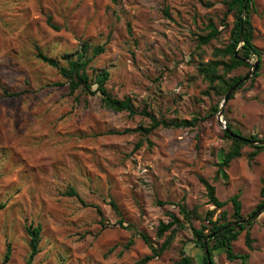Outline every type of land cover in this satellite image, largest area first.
Masks as SVG:
<instances>
[{"label": "rangeland", "instance_id": "rangeland-1", "mask_svg": "<svg viewBox=\"0 0 264 264\" xmlns=\"http://www.w3.org/2000/svg\"><path fill=\"white\" fill-rule=\"evenodd\" d=\"M225 1L0 0V95L26 90L0 99V264H25L30 224L41 225L33 264H132L150 253L139 232L161 244L171 229L158 237L157 226L170 214L185 227H175L168 247L145 264H173L182 252L200 264L202 251L192 228L206 223L213 205L199 177L214 186L220 200L240 191L244 218L255 210L262 199L264 149L249 160L255 144L243 145L225 168L227 177H216L217 162L231 145L218 112H212L225 94H217L198 72L199 63L215 58L213 49L228 42L233 16ZM253 7L259 68L223 105L221 119L243 136L264 139V0H253ZM47 16L58 30L48 25ZM209 21L220 33L198 47L197 36L207 32ZM83 41L104 44L86 73L92 77L95 69L108 70L106 87L113 96L129 98L139 112L156 118L194 124L142 134L134 128L148 126V116L111 110L98 93H70L58 70L36 57L38 47L65 64L64 56L74 57ZM248 60L253 63L257 56ZM250 69L251 64L239 66L225 78L242 77ZM68 187L101 214L65 195ZM180 203L191 212L189 222ZM222 209L228 216L232 212L230 203ZM250 233L252 250L243 230L233 251L248 254L246 264H264V211ZM129 239L133 242L125 247ZM7 244L11 253L3 262ZM213 259L239 264L221 250L213 251Z\"/></svg>", "mask_w": 264, "mask_h": 264}, {"label": "trees", "instance_id": "trees-1", "mask_svg": "<svg viewBox=\"0 0 264 264\" xmlns=\"http://www.w3.org/2000/svg\"><path fill=\"white\" fill-rule=\"evenodd\" d=\"M226 13H231L233 16V25L229 31L228 42L223 47H215L213 49V55L215 58L208 60L207 62L199 63L198 72L206 79L209 83V86L217 94H225L227 90L241 77H231L225 78V74L236 69L239 66H249L248 63L235 58V53L244 59H249L253 55L257 56L258 63L261 58V51L253 43V26L251 22V12L254 10L253 0H226ZM46 21L48 25L58 30L59 27L51 23V17L47 16ZM207 32L205 34H199L197 36V46L208 44L211 40L217 38L220 33V30L215 27L212 21H209L206 25ZM105 50L104 44L90 45L88 42L83 41L80 45V49L76 52L74 57L64 56L65 64L61 63L59 59L48 56L43 53L40 48L36 47V57L42 62L46 63L49 66L55 67L61 76L65 79V82L68 85L69 92L74 93L77 89H81L82 92L86 94H95L98 93L101 97L103 105L114 111H125L129 116L141 113L145 116H148L150 123L148 126L139 125L134 128L135 131H139L142 134H147L152 130L162 126V127H186L194 124L192 120H167L164 118H156L154 115L149 113L146 110L138 109L132 104L129 98L119 99L113 96L106 87V81L109 78V71L106 69H95V74L92 77L86 73V66L93 60L94 57L103 53ZM219 70L222 73H219ZM257 75V72L254 73V76ZM93 85L95 87L93 88ZM242 86V85H241ZM240 86V87H241ZM239 87V88H240ZM26 90L19 91H6L0 95V99L3 97H16L23 93ZM232 97V96H231ZM219 111L218 105H215L212 108L213 113ZM226 127L232 130L236 134H240L238 129H234L232 124L226 121ZM224 136L231 140V145L226 153L222 155L220 160L217 162L216 177L221 176L226 178L225 168L229 165L230 161L234 158L240 156L241 147L245 144H248L243 141H239L236 138L230 137L226 134L224 130ZM250 138L253 140H259L256 135H250ZM145 142L147 146H151V141L146 138ZM143 144V140H140L135 143L134 149L139 148ZM264 149V145H255L253 150L248 154L249 160H252L260 151ZM200 182L203 184L206 190V196L208 198V203L213 205V208L208 210L205 215L206 223L200 225L199 228H192V235L194 242L197 246L200 247L202 251V257L200 258V264H208V260L205 256L203 241L205 238H208V251L210 254V260L212 264H216L213 259V251L221 250L225 254V258L228 261H238L239 264H246L248 254L246 253H235L233 251L232 243L238 238V235L245 230L244 234V243L246 247L250 250L253 248V238L250 233V226L253 223L251 221L247 223L238 222L244 218L241 214V201H240V191H237L228 200H220L215 195L214 186L209 183L203 177H199ZM67 196H74L80 200L84 205L94 206L97 208L99 214L101 210L98 206L85 203L83 199L80 198L77 191L73 187H68L64 192ZM261 201L256 205L255 209L259 208L264 203V185L260 189ZM159 204L163 202L158 201ZM227 203L231 204L232 212L228 216L226 210L222 209ZM109 204L114 210V212L120 216V210L114 200L110 199ZM179 210L186 222H189L191 219V212L187 210L185 204H178ZM4 207V203H0V209ZM217 210H220L219 213L214 217V214ZM264 211V210H263ZM214 217V218H213ZM170 220L168 222L160 221L157 226L156 234L158 237H161L163 233L169 229L171 232L163 240L161 244H156L153 242L147 235L143 232H139V236L143 242L148 246L150 253L144 255L137 261L132 264H145L148 261L155 259L161 255L163 250H165L170 242L173 239V231L175 227L183 228L185 224L181 220L170 214ZM102 221V220H101ZM237 222L235 225L226 226L230 222ZM122 222V218L118 219V223ZM226 226V227H224ZM224 227V228H223ZM219 230V231H218ZM218 231V232H217ZM26 232L29 236V252L25 260V264H33L34 256L39 252V242L41 239V225L40 224H30L26 227ZM214 233L213 237H210ZM133 242L132 239H129L125 244V247H128ZM11 253L10 245L7 244L6 250L3 257V262H6L9 259ZM193 259L190 255L181 253V256L173 264H193Z\"/></svg>", "mask_w": 264, "mask_h": 264}, {"label": "water", "instance_id": "water-1", "mask_svg": "<svg viewBox=\"0 0 264 264\" xmlns=\"http://www.w3.org/2000/svg\"><path fill=\"white\" fill-rule=\"evenodd\" d=\"M248 0H246L247 2ZM235 58L240 59L248 64H251V69L249 70V72L247 74H245L244 76L240 77L225 93L222 102L220 104L219 107V111H218V123L222 125V119H221V115H222V107L223 105L231 98L232 94L241 86L243 85L245 82H247L251 76L254 75L255 72H257L258 68H259V63L258 61H254L253 63H250V61L248 59H244L242 57H239L236 53H235ZM223 126V125H222ZM225 132L227 135H229L230 137L236 138L239 141H243L246 143H252L255 145H264V139H259V140H253L252 138L240 135V134H236L234 133L232 130H230L229 128H227L226 126H223ZM264 210V203L257 209H255L254 211H252L247 217L243 218L242 220L238 221L241 223H247L249 221H251L252 219L256 218L262 211ZM237 222L233 221L230 222L229 224H227L226 226H230V225H235ZM224 226V227H226ZM223 227V228H224ZM219 231V230H218ZM217 231V232H218ZM214 233L211 234L210 237H213ZM208 238H205L203 241V246H204V252H205V256L208 260V264H212L211 260H210V254L208 251Z\"/></svg>", "mask_w": 264, "mask_h": 264}, {"label": "built area", "instance_id": "built-area-1", "mask_svg": "<svg viewBox=\"0 0 264 264\" xmlns=\"http://www.w3.org/2000/svg\"><path fill=\"white\" fill-rule=\"evenodd\" d=\"M222 125L225 126V121L222 120Z\"/></svg>", "mask_w": 264, "mask_h": 264}]
</instances>
